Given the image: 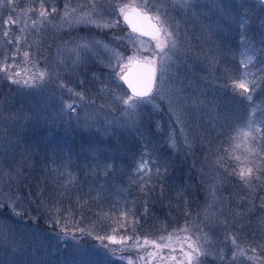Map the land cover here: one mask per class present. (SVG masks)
Here are the masks:
<instances>
[{"label":"rangeland","instance_id":"rangeland-1","mask_svg":"<svg viewBox=\"0 0 264 264\" xmlns=\"http://www.w3.org/2000/svg\"><path fill=\"white\" fill-rule=\"evenodd\" d=\"M39 2L40 0H14L15 11H12L7 6V0H3L4 7L0 8V66L7 67V65L15 64L11 71L20 72L23 79L37 72L38 69L44 68L49 69L51 75V79L45 82L37 78L36 86L28 88L0 77V264H27L31 258H34L32 264H128L129 259L132 264H176V261L169 259L171 255H176L177 259L180 258L179 244L175 242V235L172 243V248L176 249L175 252L168 247L157 249L153 244L145 245L144 240L148 239L162 244L167 242L169 234L181 236L187 234L195 239L201 229L203 233L211 237V246L208 247L211 254L200 258L202 264H221L215 256L218 247L224 248L227 258L231 257L230 246L224 247L222 243L229 233L238 236L239 244L245 250L246 255L256 257L253 260L240 258L238 264H264V207L252 206L253 209H250L251 207L246 203L241 202L242 206L237 204L238 209L235 210L236 206L232 199L240 188H237L231 195L233 188L230 178L234 177L233 179L240 183L242 181L238 176L230 174L233 171L231 162L234 163L231 157L217 163L219 159L214 153L211 158L206 153L204 157L208 160L204 159L199 165L193 164V166H198L196 170L200 172L198 180L205 181V185L202 186L204 203L197 209V212L195 210V214L179 228L164 231L158 229L152 237L141 236L142 234L135 237L130 236L126 234L125 228L118 227L115 233L117 239L131 237L124 245L125 251L123 252L117 251L112 254L96 239L97 236L112 235L111 229L116 228L115 226L104 228L106 222L99 218H94L91 224L84 222L88 224L81 226L79 224L82 222L81 219L75 218L70 209H65L63 210V213H66L64 217H60L58 212H56L58 216L53 213L50 222L55 225L53 232L36 222L39 204H29L23 194H20L21 191L19 192L16 188L21 176L24 175V171L20 170L21 162L26 163L29 160L28 163L31 166L34 162L31 159L50 160L58 164L57 172L69 179L67 173L70 172L74 176L81 160L75 156L65 160V155L63 159L53 160L55 152L52 147L48 149V146L54 143L58 136L66 138L61 139L62 143L77 139L79 144L82 140L80 135L85 133L88 136L94 133L99 134L105 140H110L112 137L115 141L123 140L130 134L131 137L134 136L137 139L139 137L142 146H150L152 141L156 142V137H152L154 136L153 130L148 128L143 120L153 118L157 122L156 127L159 128L161 121L164 120L160 117L175 119L169 110L170 101L167 98L156 97L153 104L142 105L136 117L129 119L123 114L124 106L115 102L107 91H101L102 88L113 89L115 87L113 83L115 73L107 66L113 60V52L106 50L103 46L84 50L78 45L101 41L102 45L123 53L125 57L132 55L134 49L128 39H124L122 44L114 39L115 36H119L117 33L112 36L111 42L108 40L111 35L104 36L96 32L88 34L87 30L90 27H103H97L91 23L70 26L61 19L66 3L76 7L85 3V0H46V9L50 11L55 7L56 13L49 17L51 23L46 22L43 27L38 26L39 31H37L32 27V19H35L38 14ZM117 2L125 4L139 2V0H111L112 7L104 13L103 20L97 18L98 22L118 19L119 23L128 28L129 36L136 37L138 34L133 33L123 17L118 15V9L114 7ZM191 3L195 6L187 9L173 8L172 4L168 3L169 23L174 27L179 25L181 43L177 58L174 59L168 75L178 77L175 82L183 88L181 100L185 97H195L201 102L197 106L189 103L184 107V131L191 145L189 147L184 144V147L190 151L194 142L193 135L197 137L196 132L199 134L201 118L208 116L209 120H215L218 123L214 124L217 131L221 129L222 123L227 121L221 111L227 110L231 104L229 93L233 101H242L232 103L234 114L241 119L242 104L246 105L248 102L246 98L237 97L238 95L225 88L224 85L230 83V77H238L245 70L240 63L244 54L255 57L254 65L249 66L247 71L259 77L262 75L260 70L264 69V3L260 0H191ZM29 8L36 9V11H27ZM79 11L76 15H79ZM9 15H12L13 19H18L19 23L5 26L3 21ZM5 27L10 29L7 38L2 34ZM21 28H24L23 32L20 31ZM18 36L22 37L19 41L16 39ZM9 38L12 44L7 43ZM140 40L146 47L154 46V42H151L148 37H140ZM17 46L19 51H17ZM25 51L29 52L27 62L23 56ZM88 51L92 53L95 59L92 63L96 67L100 63V68L106 66L108 70L104 78L102 74H95L93 80L95 84L86 83L92 82L90 77H86L84 78L85 83L81 85L82 79L78 67ZM5 55L9 57L7 62L4 61ZM143 55L147 56L149 53L143 52ZM34 62L38 64L34 66ZM26 69L27 72H25ZM255 77L250 76L249 79ZM61 80L76 91L84 92L85 100L77 99L75 112H70L63 107L64 104L72 101V97L58 86ZM120 83L123 85L122 94L127 87L122 81ZM85 85L86 90L89 87H99L98 93H92L91 97L87 96L88 93L84 91ZM157 87H159V81ZM168 87L169 84L166 81L165 88ZM217 89L221 96L225 92L229 93L222 98L219 92H216ZM163 94L170 95L169 93ZM251 95L253 99L249 102L248 113L250 114L253 108L264 110V80L260 81V87L256 88ZM177 106L176 98L172 97L171 107ZM227 116L233 117L231 113ZM166 123L169 130L164 134L159 132L157 135L162 139L165 138L166 141H169L170 136H174L175 141L180 138L183 140L177 122L176 124ZM196 123H199L197 127ZM243 123L245 122L241 121L239 125ZM175 129H178L180 134L177 138ZM199 137L200 135L196 138L197 142L203 146L205 143ZM235 142L240 144L237 150L239 155L243 156L242 158L246 156L251 158L257 143L258 146L262 145L260 158V167H262L264 138L257 135L255 139H249L247 144L239 139ZM62 143H56V145L59 146ZM207 146L204 145L205 148L210 149ZM118 147L120 148V145ZM104 149L114 150L115 146L106 144L102 147V150ZM142 159L148 160V156L144 154ZM200 166L203 169H200ZM150 167L152 169V164ZM210 184L216 187L217 199L215 200L209 191ZM102 187L108 195L111 194L109 190L112 188L115 190L119 188L117 184L111 185L110 177L104 180ZM162 191L160 189L159 193ZM229 192H231L230 195H228ZM245 208H249L250 211H245ZM224 221H227V228L223 225ZM184 227H187L189 232L179 233L178 230ZM79 229H84V231L81 232ZM137 237H139L138 242ZM160 237H164L165 240L161 241ZM104 243L109 242L105 240ZM109 247L119 249L121 245L109 244ZM253 247L257 248L256 253L251 252ZM149 252H156L157 255L149 257L147 255ZM117 257H124V259Z\"/></svg>","mask_w":264,"mask_h":264},{"label":"trees","instance_id":"trees-1","mask_svg":"<svg viewBox=\"0 0 264 264\" xmlns=\"http://www.w3.org/2000/svg\"><path fill=\"white\" fill-rule=\"evenodd\" d=\"M87 31L88 34L96 32L104 36L111 35V37H108L109 42L112 41V36L115 33L122 38L129 36L128 28L122 23L111 28L90 27ZM123 40H118V42L122 44ZM94 61L95 59L91 52L88 51L84 54L78 67L83 83H85L84 78L90 77L92 82L86 83L89 85L91 83L95 84L93 82L95 74H102L103 78L105 77L106 70H108L107 67L100 68V63L96 67L92 63ZM98 89L99 87H89L86 90L85 85L84 91L86 94L88 93L87 96L91 97L92 93H98ZM218 92L220 95V91ZM228 93H223V96ZM223 96L221 97L223 98ZM228 97L231 104L227 110L221 111L227 121L222 123L221 129L217 131L214 124L218 123L215 120H209L210 117L208 116L201 118L200 125L199 123L195 124L196 127L199 125V134L196 132L197 137L194 136L195 134L193 135L194 142L191 151L184 147L185 145L181 138L176 140L175 146H172L165 138L162 139L157 135L159 132L164 134L169 130L166 122L176 124V119H170V117H160V119L164 120H159L161 121L159 128L156 127L157 122L155 119L148 118L147 121L143 120V123L153 130L154 136L152 137H156V142L152 141L150 146H142L143 144L139 141V137L137 139L134 136L131 137L130 134L123 140L115 141L112 137L110 140H105L99 134L94 133L92 136H88L85 133L80 135L82 138L80 143L83 144H78L79 140L77 139L62 143L61 139H64V137L58 136L54 143L52 142L48 146V149L52 147L55 152L53 160L63 159L64 155L66 156L65 160L74 156L81 160L76 174L72 176L75 177L74 183L69 184L67 189L61 187L64 181L68 179L63 177L60 172H57V163L50 160L31 159L34 161L31 166L28 163L29 160L26 163L21 162L20 170L24 171V175L21 176L16 188L19 192L21 191L20 194H23L29 204H39L36 212V222L51 232L55 230V225L50 222L53 213L57 214V211H55L57 208L60 209L58 212L60 217L66 216L63 210L70 209L75 218L81 219L82 222L79 223L81 226H85L88 223L91 224L94 218L105 221L104 228L108 226L118 228L120 224H124L126 225V234L134 237L139 234L152 237L158 229L164 231L170 228H179L204 203L202 186L205 185V181L198 180L200 172L198 173V170H196L198 166H193V164L197 163L199 165L204 159H207L204 157L206 153L209 154L210 158L213 157V153L218 159L223 157V160H226L231 157V160L234 161V163L231 162L233 171L240 170L243 166L245 168L254 165L260 166L262 145L258 146L257 143L251 158L249 156L242 158L243 156L239 155L236 147V139H234L235 128L241 121L246 122L249 116L247 108H249L250 101L246 99L248 103L246 105L242 104L240 119L238 115L234 114L232 103H241L242 101H233L230 93ZM240 98L242 99V97ZM263 111L261 108L260 110L256 108L255 119L257 122H264L262 121L264 120L262 118L264 117ZM230 113L233 115L232 118L227 116ZM174 131L176 138L179 137L178 129ZM199 135L200 140L205 143L204 145L207 146L208 144L210 149L197 142L196 138ZM56 143L62 144L57 146ZM106 144L115 146V149L102 150V147ZM118 145H120V148ZM250 145L252 146V144ZM144 154L148 156V160L155 161V164H152L150 176L143 175V173H139L136 170ZM187 162L192 165L186 164ZM157 167L161 169L159 176L156 174ZM262 167H264V164ZM164 169H166V172ZM200 169H203V167L200 166ZM108 177L111 179V185L117 184L119 186L117 190L115 188L109 190V193H111L109 195L105 190L103 191L104 188L102 187L104 186V180L108 179ZM233 178H230L233 192H229L228 195L230 193L232 195L237 188H240V191L236 192L232 199L233 204L236 206L235 210L238 209L237 204L242 206L241 202L243 204L246 203L251 207L250 209H253L252 206H256V208L262 207L261 198L264 188L258 186L254 192H250L249 189L244 187L243 182L240 183ZM141 184H144L143 190H141ZM160 189L163 191L159 193ZM234 205L232 206L233 209ZM245 211L250 210L245 208ZM133 221L137 222L134 230ZM255 237H257L256 233ZM32 262H34V258L28 260L27 264H32Z\"/></svg>","mask_w":264,"mask_h":264},{"label":"snow or ice","instance_id":"snow-or-ice-1","mask_svg":"<svg viewBox=\"0 0 264 264\" xmlns=\"http://www.w3.org/2000/svg\"><path fill=\"white\" fill-rule=\"evenodd\" d=\"M261 3H264V0H260ZM168 3H171L173 8L187 9L189 7H194L195 5L191 3V0H139L135 3H116L114 5L115 9H118V15L123 17L124 22H126L131 28L133 33H137L136 37H120L115 36L114 39H128L130 43L133 44V53L130 56L125 57L123 53L109 48L107 45H102L101 41H91L79 44L78 47L84 50H90L96 46H103L106 50L113 52V60L109 62L108 67L112 68L115 76L113 83L115 87L113 89L102 88L101 91H107L115 102L124 106L123 114L129 117V119H134L137 115L138 109L142 105L153 104V101L156 97L160 99H169L170 101V111L173 113L177 124L180 126L181 135L183 136V142L185 145L191 147L189 143V138L184 131L185 120H184V107L189 103L192 106H197L201 102L198 98H183V88L180 84L175 82L178 77L174 78L169 76L168 73L172 67L174 59L177 58V53L181 47L179 40L180 32L179 25L175 27L169 23L168 15ZM46 0H40L38 14L35 19H32V27L36 28L39 31V27H43L44 24L51 23L49 19L52 14L56 13V8L53 7L50 11L45 7ZM7 6L15 11L14 0H7ZM3 0H0V8H3ZM112 7L111 0H85V3L79 4L76 7H72L70 4H65L64 14L61 19L68 25L80 24V23H91L95 24L97 27L111 28L116 27L119 24V20L114 21H103V23L98 22L97 18L103 20L104 13L108 11V8ZM83 9L82 11H79ZM27 11H36V9L29 8ZM79 11V15L76 13ZM27 15V12H25ZM95 17V18H94ZM19 23L18 19H13L12 15H9L6 20L3 21L5 26L9 24ZM39 26V27H38ZM63 25H61L62 27ZM9 31L7 27L3 31V36L5 38L9 37ZM21 32L24 31V28L20 29ZM147 36L150 38L151 42H154V46L146 47L144 42L140 40V37ZM22 37H16L19 41ZM8 44H12V40L7 39ZM137 45H139L137 47ZM17 51L19 47L17 46ZM143 52H148L149 55H143ZM13 53V57H14ZM25 62L29 58V52H23ZM9 57L4 56V61L7 62ZM114 61V62H113ZM255 57L249 56L246 53L244 58L241 60V65L244 71L240 73L238 77H230V83L225 84V88H230L233 93L236 95L246 98L251 101L253 99L251 93L255 91L256 88L260 87V81L264 80V69L260 70L262 75L255 77L254 73L247 71L249 66L254 65ZM38 62H34V66ZM133 65H136L137 68L141 71L136 72L135 74L131 71ZM15 64L7 65V67L0 66V77L6 78L13 84L22 85L23 87H35V81L37 78L41 82H45L48 79H51L50 71L47 68L38 69L37 72L32 73L31 76H28L26 79L21 78L20 72L13 73L11 68ZM119 69L118 71L116 69ZM28 70L26 69L25 72ZM250 76L255 78L249 79ZM57 79H59L57 75ZM123 82L124 85H127V90L123 91V85L120 83ZM159 81V87H157V82ZM168 82L169 87L165 88V82ZM80 84H83V81H80ZM182 84V82H181ZM250 85L252 86L250 88ZM58 86L61 90H66L69 95L72 97V101L63 105L70 112L76 111V101L85 100V95L83 91H76L75 89L69 87L62 80L59 81ZM163 93H169L170 95H165ZM172 97H175L177 100L178 106L173 108L171 107ZM94 102V101H92ZM256 109L253 108L252 112L249 114L245 123L238 125L235 128L234 139H239L242 143L247 144L249 139H255L257 135H260L264 138V123L257 122L255 119ZM169 142L172 146H175L174 136L169 137ZM236 147H240V144L237 143ZM224 158L221 157L217 163H220ZM237 159H239L237 157ZM151 164H155V161L151 160H141L137 165V172L143 173V175L150 176L151 174ZM166 172V169H164ZM156 174L159 176L161 174V169L156 168ZM231 175H236L239 177L240 181L243 182L245 188L249 189L250 192H254L255 189L259 186L264 188V167L257 165L250 167H241L239 172L232 171ZM69 179L64 181L61 187L67 189L69 184H73L75 177H72V174L67 173ZM144 189V184H141V190ZM209 191L213 200L217 199L216 196V187L212 184L209 185ZM262 207H264V197H262ZM59 212L60 209H55ZM126 215V213H124ZM187 215V213H185ZM219 223V220L217 219ZM136 221H133V230L135 227ZM225 228L228 227L227 221L223 222ZM120 228H125L126 225L120 224ZM117 228H112V235L106 236H97L101 242V246L115 254L117 251H125L124 245H126L127 240L131 237H122L117 239L115 233ZM83 232L84 229H79ZM179 233H188L189 229L187 227L181 228L178 230ZM200 234L193 239L190 235L181 236L179 234H169L167 237V242L157 243L156 241H149L148 239L144 240V244H153L155 248L160 249L162 247L172 248L173 236L175 235V242L179 244L180 258L177 259L176 255H171L170 260L176 261V264H202L200 258L207 257L211 253L208 251V247L211 246V237L206 233H203V230H199ZM91 235V233H89ZM137 242L139 237L136 238ZM161 241H164V237L159 238ZM107 240L109 243H104ZM224 247H229L231 250V257L227 258L224 254V248L218 247L215 251V256L221 261V264H238L240 258L246 260L256 259L255 256L246 255L245 250L240 246L238 236L232 235L229 233L222 242ZM109 244L121 245L119 249L110 248ZM186 245V248H185ZM172 251L175 252L176 249L172 248ZM252 253L257 252V248H251ZM149 257H155L156 252L147 253ZM118 259H124V257H117ZM143 259V257H140ZM128 264H132L131 259L128 260Z\"/></svg>","mask_w":264,"mask_h":264},{"label":"water","instance_id":"water-1","mask_svg":"<svg viewBox=\"0 0 264 264\" xmlns=\"http://www.w3.org/2000/svg\"><path fill=\"white\" fill-rule=\"evenodd\" d=\"M126 23V22H125ZM127 24V23H126ZM127 26L129 27V25L127 24ZM129 29L131 30V28L129 27ZM132 31V30H131ZM147 37V36H144ZM149 38V37H148ZM131 71L135 74L138 71H141V69L137 68L136 65H133L131 68ZM127 87V85H125ZM130 91V90H129ZM156 264H162V263H156Z\"/></svg>","mask_w":264,"mask_h":264}]
</instances>
